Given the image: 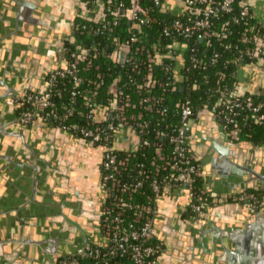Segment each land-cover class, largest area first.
<instances>
[{
  "label": "built area",
  "instance_id": "1",
  "mask_svg": "<svg viewBox=\"0 0 264 264\" xmlns=\"http://www.w3.org/2000/svg\"><path fill=\"white\" fill-rule=\"evenodd\" d=\"M161 10L180 14L172 19L159 17L153 13L151 5L144 0H80L77 20L73 33L61 41L57 47L60 63L47 76V86L43 91H26L14 97L18 108L20 124H29L36 119L52 124L69 132L102 151L101 183L108 195L103 210L102 233L105 241L100 244L86 243L74 254L62 257L59 264H150L164 251L163 244L156 239L154 231V199L167 192L186 189L190 197L192 215L203 218L209 207L227 203L245 204L252 207L264 204V190L249 189L239 193H218L197 183L202 176V168L189 145L192 121L198 113L210 112L221 125L224 135L231 141H241L240 135L246 127L264 122V89L247 90L240 83L230 88L224 86L215 100L195 107L191 93L177 103L180 123L169 130L153 128L146 113L156 111L160 116L167 114L163 98L156 95H143L138 101L123 94L117 87L104 107H98L96 96L99 84L85 96L88 110L83 121H72L77 114L75 103L82 94V84L87 78L84 73L94 67V56L112 57L124 64H133L137 55L146 54L149 63L143 83L138 91L146 87L150 91L156 85L153 77V64H165L172 58L181 69L202 68L215 63L219 53L206 58L201 49L193 43L198 38L205 41L212 36L213 19L233 11L236 0H155ZM91 4L94 6L91 7ZM181 5L176 10L174 5ZM240 15L233 21L239 22L245 16H253L249 3L240 1ZM128 21V38L120 42L113 52L107 53L100 44L75 43L76 31L81 34L96 35L112 31L123 21ZM92 22V24L87 22ZM159 27V36L168 40L165 51L157 50V45L144 42L148 35L142 27ZM226 36L227 31L216 32ZM190 41V42H189ZM209 42V41H208ZM190 44V45H189ZM231 47L230 44L226 48ZM253 62L264 68V34L254 38V46L243 53ZM98 68V66H97ZM180 69V73H181ZM97 74L93 81H99ZM174 73L173 83L182 81ZM68 94L69 103L59 100ZM61 103V104H60ZM143 109H138V107ZM136 109V110H135ZM98 111L102 118H97ZM132 129L137 142L130 149L116 145V137L124 128ZM154 133L153 137L150 136ZM151 151L147 160L140 159L145 150Z\"/></svg>",
  "mask_w": 264,
  "mask_h": 264
},
{
  "label": "crops",
  "instance_id": "2",
  "mask_svg": "<svg viewBox=\"0 0 264 264\" xmlns=\"http://www.w3.org/2000/svg\"><path fill=\"white\" fill-rule=\"evenodd\" d=\"M79 1L0 0V264H59L62 257L55 260L59 253L71 255L81 243L105 241L102 229L96 230L93 222L101 149L40 119L13 124L18 117L15 96L5 93L8 87L17 95L46 88L48 73L60 63L58 44L73 33ZM242 1L250 4L254 19L264 27V0ZM174 7L179 10L182 6ZM180 69L178 62V78ZM239 75V83L247 90L264 89V68L259 64L240 67ZM26 87L32 90H24ZM97 118H102L100 111ZM191 130L190 149L200 163L201 182L208 190L217 192L236 181L239 176L229 167L236 166L238 160L264 173V144L231 141L210 112L198 113ZM137 139L127 127L118 133L116 145L130 149ZM224 163L227 168L222 167ZM70 182L83 185L84 198L71 197L69 205L61 208ZM223 205L232 208L237 204ZM221 206L209 207L203 219L216 228V234L220 231L226 237L232 255L226 264H264V223L259 220L255 233L262 240L258 237L257 248L249 253L241 230L248 214L232 216L229 210L220 211ZM260 207L264 209V204ZM154 208L156 239L170 255L162 252L150 264H218L213 260L218 255L205 257L188 251L184 258L178 254L194 233V228L184 223L190 224L194 217L186 189L156 196ZM238 245L240 250L234 252Z\"/></svg>",
  "mask_w": 264,
  "mask_h": 264
},
{
  "label": "trees",
  "instance_id": "3",
  "mask_svg": "<svg viewBox=\"0 0 264 264\" xmlns=\"http://www.w3.org/2000/svg\"><path fill=\"white\" fill-rule=\"evenodd\" d=\"M129 3L131 0H125ZM241 0H236L233 5V11L227 14L219 15L213 19L212 36L205 41L198 38L196 41L190 42L191 46L195 43L202 51L203 55L208 59L219 53L215 63H209L205 69L192 68L188 70L186 67L181 69L183 75L182 81L173 83L171 80L174 77L175 60L172 58L165 59V64H153V77L157 80L156 85L150 88L143 87L138 91L137 85L143 83V77L147 74V55H137L135 60L140 64L139 68H133V64H122L115 61L112 57L103 55L94 56L92 53L89 56L93 58L94 67L87 70L84 76L87 78L82 84V94L78 96V102L75 103L77 114L72 121H83L84 114L88 110L85 103V96L95 87V83L99 84L98 94L96 96V104L98 107H104L110 97L113 96V88L117 87L125 95H130L132 99L138 101L143 95H156L163 98V105L167 106V114L162 117L156 111L146 113L153 128L158 130H169L170 127L180 123L179 107L177 103L186 97L187 92L191 93L194 106L200 107L204 103H212L218 96V92L224 87H234L239 83L240 67L250 64L253 61L242 53L249 47L254 46V38L264 34V27L254 19L253 16H245L239 22L233 21L234 15H240ZM144 3L151 5L153 13L159 17L172 19L180 14H173L169 10H161V7L155 0H144ZM91 7L94 6L91 4ZM78 22V20H77ZM91 23L92 22H87ZM128 21H123L117 25L112 31L99 32L92 36L88 33H80L76 31L75 43L65 41L67 45L75 46L78 43L93 44L97 43L105 47L107 53L113 52L115 47L128 38L130 32L128 30ZM143 31L148 35L144 38V42L150 45L154 42L157 45V50L164 52L165 45L168 40L159 36V27L152 24L142 27ZM227 31L226 36L216 35V32ZM209 41V42H208ZM189 44V45H190ZM230 44L231 47L226 48ZM98 66V68H97ZM97 74H101L99 81H93ZM264 99V95L262 96ZM69 103L68 94L59 100ZM61 104V103H60ZM70 105V103H69ZM143 109V107H138ZM136 110V109H135ZM240 135V139L254 144H264V122L252 124L246 127ZM154 133L150 136L153 137ZM145 155L140 154V159L144 160L151 155V151L146 149ZM147 156V158H146ZM202 185L201 179L197 183ZM129 264V263H126Z\"/></svg>",
  "mask_w": 264,
  "mask_h": 264
},
{
  "label": "water",
  "instance_id": "4",
  "mask_svg": "<svg viewBox=\"0 0 264 264\" xmlns=\"http://www.w3.org/2000/svg\"><path fill=\"white\" fill-rule=\"evenodd\" d=\"M57 68V67H55ZM53 68V69H55ZM32 90L30 87H26L24 88V90ZM8 96H16L17 93L16 91H14V89L8 87L6 92ZM18 117L16 116L15 119L13 120V124L17 125L18 122ZM2 129V128H0ZM192 131V130H191ZM190 131V132H191ZM237 151L239 152V148L237 149ZM257 151H255L254 153H256ZM202 162H204V160L202 159ZM237 165H233L230 166L229 169L231 170V172L235 175H238L239 177H237L236 181L235 180H231V182H228V184L224 187V189L222 190H218V193H239L245 190H249V189H254V190H264V173H262V171L258 170L257 168H250L248 166L242 165L241 160L237 161ZM222 167L227 168L228 164L224 163L222 164ZM240 167H243L245 172L242 171L240 169ZM225 171V170H224ZM244 177L245 181H242V178ZM220 211H225V210H229L230 213H232V216H239V214L241 213H246L248 214L247 216V222L245 223V226L241 229L242 231H244L243 233H245V238L247 241V246H246V250H249V253L251 252V249H253L254 247L257 248L258 246V237H260V239L262 240L261 235H257L255 232L259 231V220L262 221L264 223V217L262 216L264 214V209L263 207L257 206V207H252V206H244L241 204H237L235 206H232V208H227L224 207V205H222L219 208ZM191 223H187L186 221H184V223L187 225H190L192 228H194L193 230V234L190 233V237L189 240L190 242H185L183 243L184 247L183 250L178 254H180V257H184L186 256V252H195L198 254H194L201 256L204 255L206 256H219L217 259H213L215 260L218 264H226L227 260L229 259L230 256H232L231 254L228 253V248L229 245L227 243V240L225 238L222 237L220 231L218 234H216L215 230L216 228H214L213 226H210V223L206 222L205 219L203 218H197V217H193L191 219ZM240 230H238L239 232ZM184 239H187V237H184ZM256 239V241L254 240ZM190 243V244H189ZM84 245V243L80 244L76 249H74L73 251H70L69 253L74 254L77 249ZM189 246V247H188ZM195 248V249H194ZM240 246L238 245L237 247L233 248L234 252H237L240 250ZM197 251V252H196ZM163 253H166L168 255H170L169 250L167 248H164ZM253 254V250L251 252ZM67 256V253L64 254H60L57 255L55 257V260L57 262V260L60 257H65Z\"/></svg>",
  "mask_w": 264,
  "mask_h": 264
},
{
  "label": "flooded vegetation",
  "instance_id": "5",
  "mask_svg": "<svg viewBox=\"0 0 264 264\" xmlns=\"http://www.w3.org/2000/svg\"><path fill=\"white\" fill-rule=\"evenodd\" d=\"M12 104H14V102H12ZM17 114H18V110H17ZM83 186V185H82ZM81 186V184L78 183H69L67 186V190L66 192V199H63L60 201V207H64V206H68L69 203L71 202V197H77L78 199H82L84 198L83 196V187ZM98 198L97 201L95 203V207H94V215H93V222H94V226L96 227V230H101L102 229V217H103V210L104 207L108 201V195L106 190L103 188L101 180L98 184ZM77 199V200H78Z\"/></svg>",
  "mask_w": 264,
  "mask_h": 264
}]
</instances>
